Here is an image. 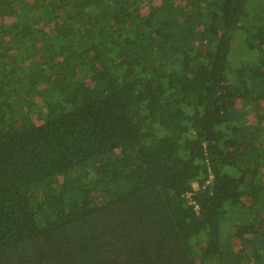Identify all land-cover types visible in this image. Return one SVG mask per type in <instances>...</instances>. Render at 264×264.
Segmentation results:
<instances>
[{"label": "trees", "instance_id": "trees-1", "mask_svg": "<svg viewBox=\"0 0 264 264\" xmlns=\"http://www.w3.org/2000/svg\"><path fill=\"white\" fill-rule=\"evenodd\" d=\"M0 264H264V0H0Z\"/></svg>", "mask_w": 264, "mask_h": 264}, {"label": "rangeland", "instance_id": "rangeland-1", "mask_svg": "<svg viewBox=\"0 0 264 264\" xmlns=\"http://www.w3.org/2000/svg\"><path fill=\"white\" fill-rule=\"evenodd\" d=\"M242 48V46H239V49ZM238 56V55H237Z\"/></svg>", "mask_w": 264, "mask_h": 264}]
</instances>
